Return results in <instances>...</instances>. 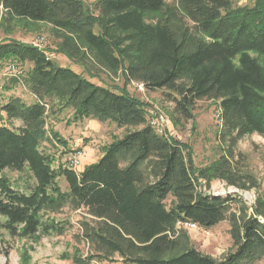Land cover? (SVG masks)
Wrapping results in <instances>:
<instances>
[{
    "label": "trees",
    "instance_id": "16d2710c",
    "mask_svg": "<svg viewBox=\"0 0 264 264\" xmlns=\"http://www.w3.org/2000/svg\"><path fill=\"white\" fill-rule=\"evenodd\" d=\"M0 11L4 22L49 25L59 41L56 53L89 77L33 45L0 42V66L31 65L11 84L22 82L34 98L10 97L0 105L6 122L20 123L0 124V239L38 243L62 235L66 224L48 217L68 209L85 215L77 236L88 248L84 264L115 256L123 264H264V201L249 207L207 192L213 180L242 190L257 186L234 171L231 159L244 136L264 138V0L244 7L233 0H0ZM98 74L163 91L174 123L192 120L197 101H218L227 156L196 168L188 146L149 125L145 102L125 88L89 81ZM53 103L71 109L75 121L109 122L126 132L81 171L55 167L42 145L65 151L67 143L47 128ZM6 170L27 174L32 184L15 186ZM222 222L233 251L221 260L197 251L182 227Z\"/></svg>",
    "mask_w": 264,
    "mask_h": 264
},
{
    "label": "rangeland",
    "instance_id": "374dc122",
    "mask_svg": "<svg viewBox=\"0 0 264 264\" xmlns=\"http://www.w3.org/2000/svg\"><path fill=\"white\" fill-rule=\"evenodd\" d=\"M94 0H86L92 2ZM170 1V0H168ZM254 0H233L234 7L253 5ZM16 40L21 43L34 45L41 42L42 49L47 51L48 58L59 66L68 68L75 73H82L89 79L83 69L71 62L62 54L56 53L59 41L51 32V27L46 24H31L19 22H4L0 11V42ZM251 56L256 57L255 54ZM237 61L235 60V63ZM14 63L21 70L24 77L30 70L27 63L16 64L7 61L0 66V105L10 97H19L26 103L34 101L29 90L22 84H11L12 77L6 76V68ZM263 64V61L261 60ZM22 77V78H23ZM21 78V81L23 80ZM92 83L111 88H125L132 96L145 102L148 106V120L156 121L163 134L188 146L193 164L196 168L211 165L223 156H227L229 144L220 138V109L219 102L213 100H200L193 108V119L184 121L178 119L173 122L170 114L173 104L164 97L163 91L140 90L137 83L126 84L122 76L111 78L105 74H98L90 79ZM10 87L9 91L1 90L2 87ZM47 116V128L54 131L65 140L67 149L54 147L44 143L42 149L54 156L56 163L68 166L71 158L77 152H82L80 165L76 171H81L86 164L95 161L102 149L110 144L114 138H120L126 129H119L114 124L99 123L94 120L82 119L75 121L71 109H59L54 103ZM1 126L14 128L20 125L18 121L6 122L0 114ZM232 168L243 176H250L256 181L254 189H238L227 185L224 181L213 180L210 184L209 194L222 197L232 196L242 199L249 207L253 206L257 199L264 201V138L251 134L241 138L233 149ZM4 174L13 182L23 188L25 184H32L27 174L4 171ZM62 189L64 185L59 181ZM242 183L248 188V179H242ZM85 217L83 211H70L63 209L59 214L49 215V219L60 224H66L62 235H49L43 237L38 243H32L24 239H12L5 234L0 239V264H84L89 256L88 248L83 241L77 239L79 234V222ZM69 225V226H67ZM187 230L193 247L200 253L213 259L221 260L229 252L233 251L227 222L219 223L210 229H202L182 225ZM26 259V260H25ZM85 264H123L118 256L112 262L91 260Z\"/></svg>",
    "mask_w": 264,
    "mask_h": 264
},
{
    "label": "built area",
    "instance_id": "2783aa9c",
    "mask_svg": "<svg viewBox=\"0 0 264 264\" xmlns=\"http://www.w3.org/2000/svg\"><path fill=\"white\" fill-rule=\"evenodd\" d=\"M34 47H37L38 49H42V44L41 42H39L38 44H34L33 45ZM6 76L8 77H20L22 76V72L21 70L17 67V65H15L14 63H10L7 68H6ZM138 85V88L140 90H143V85L142 84H137ZM148 123L151 127H153L159 134H163L162 130L160 129V127L158 126L157 122L156 121H153V120H148ZM1 124V123H0ZM83 155L82 152H77L76 153V156L71 158L68 162V167L73 169V170H76L79 165H80V157ZM184 225H189L191 227H196L195 225L193 224H184Z\"/></svg>",
    "mask_w": 264,
    "mask_h": 264
},
{
    "label": "crops",
    "instance_id": "0c3cea01",
    "mask_svg": "<svg viewBox=\"0 0 264 264\" xmlns=\"http://www.w3.org/2000/svg\"><path fill=\"white\" fill-rule=\"evenodd\" d=\"M83 1H86V0H83ZM30 67H31V65H30ZM101 157V154H100V156L95 160V161H93L91 164H93V163H95V162H97L98 161V159ZM87 166L88 165H90V163L89 164H86Z\"/></svg>",
    "mask_w": 264,
    "mask_h": 264
}]
</instances>
